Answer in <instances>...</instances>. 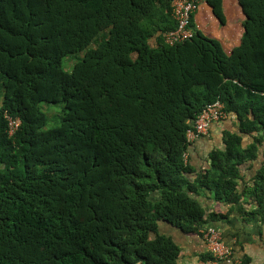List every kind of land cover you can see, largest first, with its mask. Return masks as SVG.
<instances>
[{"label": "trees", "instance_id": "obj_1", "mask_svg": "<svg viewBox=\"0 0 264 264\" xmlns=\"http://www.w3.org/2000/svg\"><path fill=\"white\" fill-rule=\"evenodd\" d=\"M222 1H203L219 25ZM171 3L0 0V264H178L159 223L201 235L221 216L201 188L264 224V0H236L230 53L192 18V37L166 44ZM217 100L237 129L196 171L185 131ZM42 102L63 103L59 125ZM5 113L21 120L12 137Z\"/></svg>", "mask_w": 264, "mask_h": 264}, {"label": "crops", "instance_id": "obj_2", "mask_svg": "<svg viewBox=\"0 0 264 264\" xmlns=\"http://www.w3.org/2000/svg\"><path fill=\"white\" fill-rule=\"evenodd\" d=\"M225 5V0H223L222 7L226 15ZM207 19L217 22L213 17L211 8L206 2H202L193 18V23L199 29V23L206 22ZM202 32L206 34L204 31ZM210 37L218 39L223 44V41L219 37L213 35ZM239 39L240 37L235 39L236 41H233V47L238 45ZM227 40H230V38ZM231 50L232 48L229 51H225L230 53ZM236 129L234 116L227 115V117L214 124L206 136L201 137L190 145L188 152L192 159L191 163L196 168V171L208 166V154L212 149H224V144L222 143L223 132L226 130L232 132ZM250 185L252 186V182L249 179H245L244 182L241 180L238 181L236 189L238 192H242L244 187H249ZM195 197L203 207L206 216L212 212L221 215L218 220L210 221L206 225H213L222 230L224 241L232 246L238 261L241 256L246 255L250 259L249 264H264V224L261 223L258 217L248 220V217L239 210L238 203L228 204L216 201L212 198V192L206 188H201L199 194L195 195ZM243 198L248 199L249 195L246 194ZM159 231L171 236L179 245L178 264H198L202 260L200 256L206 253L205 244L199 234L183 233L172 224L165 222L159 223Z\"/></svg>", "mask_w": 264, "mask_h": 264}, {"label": "built area", "instance_id": "obj_3", "mask_svg": "<svg viewBox=\"0 0 264 264\" xmlns=\"http://www.w3.org/2000/svg\"><path fill=\"white\" fill-rule=\"evenodd\" d=\"M204 0H172L171 12L176 23L174 29L164 35V42L168 45L184 41L192 37L193 20L196 12L199 10L200 4ZM7 122L8 135H13L19 128L21 121L5 113ZM227 117L224 110L223 102L217 100L206 104L196 117L189 122V126L185 131V139L189 145L195 143L198 139L206 136L214 124ZM183 161L187 163L188 152L183 153ZM201 238L205 244L206 253L209 257L200 260L198 264H235L239 263L236 258L232 246L224 241L222 230L213 225H205L199 229Z\"/></svg>", "mask_w": 264, "mask_h": 264}, {"label": "rangeland", "instance_id": "obj_4", "mask_svg": "<svg viewBox=\"0 0 264 264\" xmlns=\"http://www.w3.org/2000/svg\"><path fill=\"white\" fill-rule=\"evenodd\" d=\"M225 3H226L225 7H226L227 22L224 25H219L214 20L207 19L206 22L199 23V29H201V31H204L206 35L209 36L213 35L219 37V39L223 41L222 45L225 48V50L229 51L231 48H233V44H232L233 41H236L235 39L239 38L241 35L242 32L241 21L243 19V14L240 10L239 5L236 3V0H225ZM228 38H230V40H227ZM78 58H79L78 54L64 58L63 59L64 69L69 70L72 61L73 60L77 61ZM40 109L44 111L47 116V122L45 128L55 127L60 124L62 117V110H63L62 102H58V103L42 102L40 103ZM247 143L248 141L244 142V144ZM260 156L261 154L258 155L255 161L250 163H255L256 165L257 162L261 159ZM257 217L259 218L258 215H255L253 218L250 219L252 220Z\"/></svg>", "mask_w": 264, "mask_h": 264}, {"label": "clouds", "instance_id": "obj_5", "mask_svg": "<svg viewBox=\"0 0 264 264\" xmlns=\"http://www.w3.org/2000/svg\"><path fill=\"white\" fill-rule=\"evenodd\" d=\"M17 118H18V117H17ZM20 121H21V120H20ZM17 130H18V129H17ZM15 133H16V132H15ZM15 133H14V134H15ZM14 134H13V135H11V136H9V137H12V136H14Z\"/></svg>", "mask_w": 264, "mask_h": 264}]
</instances>
